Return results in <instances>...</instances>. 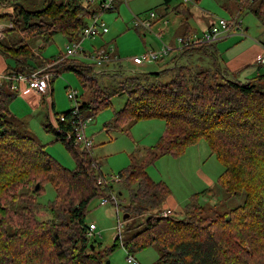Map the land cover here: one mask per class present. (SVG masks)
<instances>
[{
    "label": "trees",
    "instance_id": "trees-1",
    "mask_svg": "<svg viewBox=\"0 0 264 264\" xmlns=\"http://www.w3.org/2000/svg\"><path fill=\"white\" fill-rule=\"evenodd\" d=\"M90 1L49 0L40 11L12 7V15H0V21L10 25L4 35L12 31L24 35L18 43H0V52L22 66L13 72L26 75L53 64H38L30 49L37 39L49 43L61 34L69 43L78 41L86 20L95 13L89 10ZM230 1L238 2L239 15L247 10L264 26V0ZM176 9L185 11L182 4ZM208 46H191L182 53ZM62 57L51 72L58 76L71 72L83 89L95 87L94 98L79 104L80 118L90 119L110 108L112 97L126 94L109 127L120 131L138 121L164 122V133L155 145L144 153L138 150L142 153L138 157L130 156V165L119 173L121 189L116 194L121 198L122 191L128 193L124 206L128 218H147L127 241L121 243L118 237L112 246L95 253L86 235L87 208L92 200L109 197L115 187L98 186L100 171L92 168L94 160L57 135L51 122L45 124V131L65 145L74 170L18 132L8 110L17 93L12 83L4 82L0 86V264H106L105 258L120 246L130 257L156 247L159 257L154 264H264V85L260 83L264 75L239 82L222 78L220 71L175 65L128 77L111 93L98 84L89 66ZM60 116L68 121L71 112L52 111V120ZM67 121L61 126L70 130ZM201 141L223 167L217 185L228 197L243 194L242 204L224 210L218 205L206 208L199 199L214 195L209 188L190 196L182 213L160 216L171 191L165 183L154 182L146 168L164 156L178 159ZM37 183L40 190L49 184L55 192L45 206L37 203ZM12 205L15 209L10 210Z\"/></svg>",
    "mask_w": 264,
    "mask_h": 264
},
{
    "label": "rangeland",
    "instance_id": "rangeland-1",
    "mask_svg": "<svg viewBox=\"0 0 264 264\" xmlns=\"http://www.w3.org/2000/svg\"><path fill=\"white\" fill-rule=\"evenodd\" d=\"M162 1L117 0L115 1V10L105 12L100 16V19L108 29V33L104 36L96 37L93 40H83L81 47L86 54H95L96 51L102 49L104 51L109 50V52H113L116 55V59L120 63V66L117 67H121V71L96 76L98 84L109 92L112 93L119 87V83L128 77H140L141 75L139 73L150 69L149 66L152 69H158L160 67V64L154 61H146L142 64L143 67H139L132 64L129 59L141 56L150 50L159 51L163 45H169L168 47L171 49L178 48L177 43L174 41L179 34H182L183 29H181L178 20L171 14L173 13L171 11L167 18L168 30L161 31L163 24L158 17L161 11L158 5ZM169 1L171 7H178V5L182 4L190 8L194 13V18L190 22V26L194 31L199 33L198 35L201 34L203 27L199 22L200 20L203 22L204 17L201 19V14L198 11L196 12L195 9H202V7L209 9L210 15L213 17L210 16L211 19H215V17L216 19H230V17L234 16V10L230 8L226 12L218 7V3L228 2L230 6L232 4L235 7L237 6L236 2L230 3V0H202L201 5L192 2L193 0H190L189 3H184L183 0ZM99 2L100 0L90 1L89 10H98ZM15 3L22 4L28 12L39 11L38 9L43 7L41 3H38V6H33L29 1L25 0H19ZM4 5V3L0 4V13L3 12ZM150 12L155 13L157 17L153 20V24L149 30L146 31L135 25V19H147ZM239 20L242 23L243 31L245 28H250L248 33L244 32L243 39L248 38L256 42L264 43V33H261L259 37L254 34L257 32L259 26H264L256 20L251 12L245 10L239 17ZM209 21V18L205 20V22ZM20 28H22V25ZM2 30L4 29L0 25V37L2 36ZM23 37L24 35L20 31H12L6 37H1L0 43L4 45L18 43ZM35 42L38 43L41 41H33L31 45H36ZM42 44L44 48L41 51V56L49 62H54L58 57L64 56L66 46L70 45V43L67 44L66 38L61 34L54 35L51 42ZM196 57L194 53L181 55L182 59L190 63L193 70H208L209 68H206L207 63L205 60L201 56L199 59ZM80 59H83V57L80 56ZM83 63L87 64L88 60L84 59ZM38 64L41 65V60H39ZM46 67L47 65H41L39 69ZM261 67V73L264 74V65H261ZM260 83L264 85V81ZM68 86L76 90L77 102L82 100L88 102L94 98L93 92L95 87L93 89H83L73 73L62 72L51 84L56 114L66 112L75 107V102L67 98ZM110 100L111 107L98 112L88 119L85 128V135L92 143L88 156L97 160L96 162L100 164V172L105 177L118 175L130 165V156H140L144 153V149L152 148L156 141L163 135L165 127L164 122L159 119L138 121L125 126L120 131L112 127H107L105 124L108 125L111 123L115 112L124 106L126 94L114 96ZM8 110L11 114L9 121L15 125L18 132L42 145L45 151L63 167L69 170L75 169V162L65 145L56 141L53 133L45 131L46 114L52 116V112L47 104H44L43 109H33L18 95L9 104ZM138 150L143 151L140 153L137 152ZM145 171L154 182L165 183L171 191V196L162 205V210L176 207L174 213L180 214L188 203L190 196L209 188L214 191V195L199 199L200 203L206 208L218 205V209L224 210L241 205L243 201V194L232 198L228 197L217 185V180L223 172V167L211 155L204 141L189 148L178 159L169 156L161 157L155 163L148 166ZM118 184L120 183H117V186L114 184L115 191L113 193L116 196V191L121 189ZM36 185L39 187L35 191L40 190V184L37 183ZM54 198V190L49 184H45L43 189L39 191L36 200L38 204L45 206ZM117 199V204L108 203L102 206V199L98 198L92 200L88 205L85 223L87 225L94 224L96 227L95 234L92 237H88L90 243H93L95 246V253H100L104 248L112 246L114 240L118 237L121 243L127 241L142 228L139 225L147 218V216H137L123 219V216L126 215L124 206L127 204L128 193L125 190L122 191V197H117ZM13 209H15V206H10V210ZM119 224L121 228L118 230ZM128 257V253L120 246L105 258V260L109 261L110 264H154L159 257V251L156 247H151L140 253H136L131 256L134 260L133 263L127 262Z\"/></svg>",
    "mask_w": 264,
    "mask_h": 264
},
{
    "label": "crops",
    "instance_id": "crops-1",
    "mask_svg": "<svg viewBox=\"0 0 264 264\" xmlns=\"http://www.w3.org/2000/svg\"><path fill=\"white\" fill-rule=\"evenodd\" d=\"M17 1H19V0H5V1L0 0V4H3V3L5 4L3 12H1L0 15L7 14V13L12 15V10H13L12 7H14V6H11V4L15 3ZM25 1H29V3L33 6H38V3H41V5L44 6L46 1L49 2V0H25ZM131 1H134V0H131ZM227 1H229V0H227ZM10 2H12V3H10ZM192 2L197 3V4L199 3L201 5L202 0H199V1L193 0ZM229 2L232 3L234 1H229ZM235 2L237 5L236 7L234 6V4H232L230 6L228 2H223L222 4L218 3V7L220 9H223L226 12H228L229 9L231 8L232 10H234V12H233L234 16L230 17V19L231 18H239L241 16V15H239V6H238V2L237 1H235ZM158 6L160 7V10H161L160 15H158V17H159L160 22L163 24L161 31L162 30H164V31L168 30L167 18L169 17L171 11H173V13H171V14H173L175 16V18L178 20L179 26L181 27V29H183L182 34H179L175 38L174 42H176V43H177V40L180 37H183L184 35L185 36L190 35V36H192V38H197V37L201 36V34L204 31H206L208 28H210L217 21L216 17H215V19L210 18V16L212 17V15H210L209 9H206L204 7H202V9H198V8L195 9L196 12L198 11V13L201 14V16H202V17H200L201 19L204 17L203 18L204 21L202 22L200 20V22H199L200 24H202L203 27L201 30V34L198 35L199 33L194 31V29L190 26V22L193 21V18H194V13L190 10V8H188L187 6L184 5L185 11H181L179 9H176L177 7H171L169 0H163ZM41 9H38V10L40 11ZM94 12H98V10H95ZM187 17H188L187 21L184 22V20ZM207 18L210 19L209 22H205V20ZM90 19H91V17H89L86 20V26L88 25ZM0 25L4 29V30H2V36H1L4 38L10 32L5 33V35H4L3 31L8 29L10 27V25L8 22H5V21H0ZM261 27L262 26H259L257 28V32H255V33L253 32L258 37L260 36L261 33H264V27H262V28ZM249 29L250 28H245L244 32L248 33ZM252 36H254V35H252ZM38 40L41 42H38V43L35 42L36 45H34V46L31 45L32 42L30 43V49L38 57V62H39V60H41V64H44V63L49 62L47 59H44L41 56V51L44 48L42 43H45V42H43L41 39H37L35 41H38ZM79 40H80V38H79ZM68 43L69 42L67 41V44ZM263 48H264V43L256 42V41L250 40L248 38L243 39V36H241L240 33L233 32V33L229 34L228 36H226L225 38H223L222 40L218 41L217 43H214L212 45H209L208 47H205L202 51L194 50V51L188 52V54L194 53V55L197 56L196 58H198V59L201 56L205 60V62L207 63L206 68H209L207 71H209V70L210 71H220V73H221L220 76L222 78H227V79H231V80H235V81H239V82H246V81L252 80L258 76L264 75L261 73V68H262L261 65L256 62V58H257V56L262 54ZM171 50L172 51L169 53V55L166 58H164L158 62L160 64V67L158 69H152V67L149 66L150 69H147V71H145V72L141 71L140 73H155V72L165 70V69L171 70L175 65H182V66H186V67L191 68L190 63L187 60L181 58V55L184 54V53H182V51H180L177 48H173ZM110 55L112 57V61L105 64L103 66V72L101 74H96V76H102V75H105L107 73H115V72L121 71L120 70L121 67H117V66H120V63L116 59V55H114L113 52H110ZM60 57H62V56H60ZM60 57H58V58H60ZM77 59H79V58H77ZM131 59H129V60L131 61ZM79 61L81 63H83L84 59H79ZM30 63L32 66L36 67L34 62H30ZM131 63H132V61H131ZM83 64H85V63H83ZM85 65L89 66L88 63ZM136 66L143 67L142 64L136 65ZM21 67L22 66H20L19 61L14 60L12 58H9L0 52V75H4L8 71H13V69L21 68ZM135 71L139 72L137 70H135ZM64 73H67V72H64ZM12 88L17 93V96L19 95L21 98H23L33 109H37V110L43 109L44 104H47L49 106V109L51 110V112L52 111L55 112V105H54V101H53V90H51V94L48 96H40L36 92H34L33 90L26 89L23 85L17 86L15 84H12ZM80 102L82 103V102H86V101H83V100L79 101V104H80ZM51 119H52V116L46 114L45 124L47 122L50 123ZM45 124H44V126H45ZM109 124L108 125L105 124V126L109 127ZM144 150H146V149H144ZM90 158L93 159L91 156H90ZM94 161H97V160H94ZM175 209H176V207L173 209L167 208L165 210H169L171 212H174ZM162 211H164V210H162Z\"/></svg>",
    "mask_w": 264,
    "mask_h": 264
},
{
    "label": "built area",
    "instance_id": "built-area-1",
    "mask_svg": "<svg viewBox=\"0 0 264 264\" xmlns=\"http://www.w3.org/2000/svg\"><path fill=\"white\" fill-rule=\"evenodd\" d=\"M116 0H100L98 12H95L81 33L80 40L70 43L66 47V53L62 59H73L79 58L80 56L83 59L88 60V64L92 69V72L96 74H101L103 72V66L108 62L112 61L109 50H99L95 54H86L81 45L85 39H95L96 37L104 36L108 33V29L100 19V16L114 9ZM184 3H189L190 0H183ZM156 14L153 12L149 13L147 19L139 20L135 19V25L143 28L144 30H149L153 24V20L156 19ZM166 23V22H165ZM233 32L240 33L241 36H244V31L242 28V23L239 18L231 19H217L215 24L202 33L201 36L197 38H192L190 35L180 37L177 40V45L180 51L198 45H211L222 40L229 34ZM171 48L166 45H163L161 50L154 51L150 50L144 53L141 56L133 57L131 59L132 63L135 65H141L146 61L159 62L160 60L166 58L171 52ZM115 59V58H114ZM60 60H55L53 64L47 65L46 68L34 70L29 72L26 75L16 74L13 71H8L4 75H0V85L4 82H9L17 86L23 85L26 89L33 90L40 96H48L51 94V84L52 80L56 79L58 75L55 72H51V67L55 64H59ZM256 62L260 65H264V48L261 55L257 56ZM67 98L75 102V107L70 109L71 117L68 119L65 116H60L59 119H53L51 121L52 128L57 135H62L65 140L72 142L74 146L78 148L80 152L89 154L92 143L85 135V128L87 126V120L80 118L79 116V102H77V92L73 90L70 86L67 88ZM67 121L70 125V130L62 128V124ZM68 125V124H67ZM100 164L96 161L92 162V168L96 171H100ZM121 181L120 175H111L110 177L103 176L100 172L96 179L98 186L101 188H107L109 186H114ZM117 196L114 193H111L109 197L103 198L101 200V205H106L108 203L117 204ZM172 212L169 210H164L159 213L162 217H167ZM121 228V225H118V230ZM96 227L94 224H89L87 229V237H92L95 234ZM128 263H133L134 260L129 256L127 258Z\"/></svg>",
    "mask_w": 264,
    "mask_h": 264
},
{
    "label": "water",
    "instance_id": "water-1",
    "mask_svg": "<svg viewBox=\"0 0 264 264\" xmlns=\"http://www.w3.org/2000/svg\"><path fill=\"white\" fill-rule=\"evenodd\" d=\"M48 3H49V2H47V5H48ZM11 6L18 7V8H22V7H23V5H21L20 3H12ZM38 187H39V186L36 185L35 190H37ZM128 216H129L128 214L124 215V216H123V219L128 218ZM226 220H228V219H226ZM106 264H110L109 261H107Z\"/></svg>",
    "mask_w": 264,
    "mask_h": 264
}]
</instances>
